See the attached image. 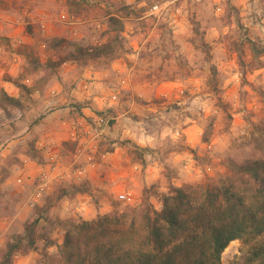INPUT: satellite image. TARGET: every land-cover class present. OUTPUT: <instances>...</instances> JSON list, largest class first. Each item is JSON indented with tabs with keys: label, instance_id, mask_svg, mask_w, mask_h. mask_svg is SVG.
Masks as SVG:
<instances>
[{
	"label": "rangeland",
	"instance_id": "rangeland-1",
	"mask_svg": "<svg viewBox=\"0 0 264 264\" xmlns=\"http://www.w3.org/2000/svg\"><path fill=\"white\" fill-rule=\"evenodd\" d=\"M256 160L264 0H0V264H76L68 232L109 217L130 238L131 209L208 178L255 194L226 165ZM262 220L218 264L264 263Z\"/></svg>",
	"mask_w": 264,
	"mask_h": 264
},
{
	"label": "trees",
	"instance_id": "trees-1",
	"mask_svg": "<svg viewBox=\"0 0 264 264\" xmlns=\"http://www.w3.org/2000/svg\"><path fill=\"white\" fill-rule=\"evenodd\" d=\"M226 170L255 181L259 189L245 195L231 183L217 185L208 178L175 188L174 196L165 199L159 212L131 209L130 231L134 234L130 238H126L124 222L106 217L98 225L82 223L75 233L68 232L63 247L74 253L76 264H218L229 242L244 235L258 219L264 220V161L229 162ZM112 228L117 234L113 239L109 238ZM190 228L196 234L190 240L193 248L186 251L183 239ZM199 235L207 238V252L198 255L193 249Z\"/></svg>",
	"mask_w": 264,
	"mask_h": 264
},
{
	"label": "built area",
	"instance_id": "built-area-1",
	"mask_svg": "<svg viewBox=\"0 0 264 264\" xmlns=\"http://www.w3.org/2000/svg\"><path fill=\"white\" fill-rule=\"evenodd\" d=\"M157 8H158V6H153V10H157ZM102 157H105V155L102 154ZM39 183L40 184H39V186L36 189L35 194H34L37 199H40L41 198V196H42V190L44 189V187L47 184V175H46V173L43 172L41 174V176L39 177ZM119 197L121 199H125V195H120Z\"/></svg>",
	"mask_w": 264,
	"mask_h": 264
},
{
	"label": "crops",
	"instance_id": "crops-1",
	"mask_svg": "<svg viewBox=\"0 0 264 264\" xmlns=\"http://www.w3.org/2000/svg\"><path fill=\"white\" fill-rule=\"evenodd\" d=\"M122 66H123V65H122V61H118L117 64H114V65H113V67H115V68H120V67H122ZM100 103H101V102H100ZM87 110H88V109H87ZM86 113H87V115H91V114H92L90 110H88V112H86ZM186 130H187V129H186ZM86 132H89V134H88L89 137H91V136L93 135L92 131L89 130V129H86ZM71 133H74V129L71 130ZM186 133H187V131H186ZM94 136H95V135H94Z\"/></svg>",
	"mask_w": 264,
	"mask_h": 264
}]
</instances>
